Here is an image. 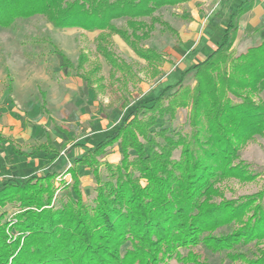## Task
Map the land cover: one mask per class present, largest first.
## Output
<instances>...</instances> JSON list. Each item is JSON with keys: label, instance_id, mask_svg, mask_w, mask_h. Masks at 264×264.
Segmentation results:
<instances>
[{"label": "trees", "instance_id": "1", "mask_svg": "<svg viewBox=\"0 0 264 264\" xmlns=\"http://www.w3.org/2000/svg\"><path fill=\"white\" fill-rule=\"evenodd\" d=\"M183 2L0 0V27L42 16L58 30L101 31L98 52L113 69L132 75L110 50L117 35L158 74L164 57L142 43L156 24L175 33L155 14ZM248 10L240 5L225 20L223 35L205 60L181 71L175 84L156 95L127 105L113 129L90 144L58 148L47 136L25 152L0 133V150L43 168L21 179L15 168H0V210L17 208L12 216L0 212V264H207L204 251L225 254L231 262L264 264V249L258 247L251 257L240 252L264 240V192L226 200L218 186L227 179L258 177L239 161L238 152L264 136V42L232 55L238 20ZM121 19L126 23L118 27ZM54 55L65 76L76 72L85 93L97 84L92 77L99 68L85 70V56L79 55L75 67L65 52L55 48ZM190 72L193 88L182 85ZM178 108H190V132L152 134L158 121ZM116 144L121 160L113 164L105 158ZM79 148L83 154L73 156ZM62 152L70 155L65 176L71 183L61 179V185L71 191L55 206ZM82 169L97 184L89 201L80 188ZM223 228L227 234H215Z\"/></svg>", "mask_w": 264, "mask_h": 264}, {"label": "rangeland", "instance_id": "2", "mask_svg": "<svg viewBox=\"0 0 264 264\" xmlns=\"http://www.w3.org/2000/svg\"><path fill=\"white\" fill-rule=\"evenodd\" d=\"M188 1L187 5H182L183 2L175 7H163L155 14L175 33L156 24L149 38L142 43L143 47L154 49L164 57V63L157 67L158 74L117 35L111 38L110 50L124 60L132 75L113 69L98 52L97 37L101 31L58 30L42 16L18 20L10 29L0 27V132L24 151H29L32 146L45 142L47 136L60 148L71 142L90 144L100 134L111 131L127 105L131 106L175 84L181 77L180 72L192 66L199 52L209 55L216 48L223 30L211 27L212 30L203 33L204 25L192 16L195 9L201 16L208 17L213 5L206 10L198 9L201 2ZM236 4L229 11L224 10V15H229ZM125 23L124 19L115 22L118 27ZM200 35L204 37L198 44ZM55 48L65 52L75 67L79 55H83L87 60L85 70L99 68V73L92 77L97 81L93 89L85 93L76 72L70 77L62 73L54 55ZM189 48H193L192 53L187 52ZM237 53L238 49H232L234 58L238 57ZM195 84L194 72L188 73L182 82L183 86L191 88ZM190 111V108H178L175 115H166L152 129V134L159 130H167L169 134L175 131L189 133ZM10 153L6 148L0 150V168H15L14 173L20 179L40 167ZM82 154L80 148L72 153L73 156ZM238 155L239 161L249 164L251 172L258 177L252 182L237 179L221 182L218 186L226 200L264 192V136H256L241 145ZM178 156L179 152H176L175 158ZM105 159L118 164L121 160L120 145L116 144ZM69 160L70 155L64 154L55 169L62 176L55 181V206L66 201L71 191L61 185V179L71 183L70 176H65L66 169L70 167ZM96 185L91 172L82 169L80 188L86 201L94 198ZM16 211L17 208L11 205L0 210L10 216ZM227 233L225 228L215 232L216 235ZM258 247L264 249V240L258 246L251 244L240 252L251 257ZM202 253L207 264H242L229 261L225 254Z\"/></svg>", "mask_w": 264, "mask_h": 264}, {"label": "crops", "instance_id": "3", "mask_svg": "<svg viewBox=\"0 0 264 264\" xmlns=\"http://www.w3.org/2000/svg\"><path fill=\"white\" fill-rule=\"evenodd\" d=\"M197 1L202 3V6L199 7L198 9L206 10L211 4L213 5L212 11L210 15H208V17L207 16L203 17V15L201 16L199 10L195 11V9H193L194 11V14L192 15L193 18L196 20V22L197 21L201 22V24L204 25L205 27L204 29L205 31H203V33H205L208 30H212L211 27L216 28L218 30L222 29L224 33L226 29L225 20L232 13H234V11L240 5H243L244 7H249V10L245 12L238 20V32H237L236 40L232 47L233 51H236V49H238V53H237L238 56L246 53L249 48L259 46L260 44L264 42V1L262 0H240L239 3L237 4H236L237 0H197ZM189 3L190 1L185 0L182 5H187ZM235 4H236L235 9L229 15L227 16L224 15V12H225L224 10H228V11L231 10ZM195 12H197L196 15H195ZM213 19L214 20L216 19L215 24L213 23L214 22ZM203 37L204 36L200 35V40L198 41V44H200ZM192 49L193 48H189L188 49L189 51L187 52L192 53L191 52ZM207 56L208 55H206L205 53L199 52L193 64L205 60ZM184 58H185V55H184ZM19 148L22 151H24L21 147ZM37 169L40 171L43 170V168H40V169L37 168Z\"/></svg>", "mask_w": 264, "mask_h": 264}, {"label": "built area", "instance_id": "4", "mask_svg": "<svg viewBox=\"0 0 264 264\" xmlns=\"http://www.w3.org/2000/svg\"><path fill=\"white\" fill-rule=\"evenodd\" d=\"M262 1H264V0H262Z\"/></svg>", "mask_w": 264, "mask_h": 264}]
</instances>
